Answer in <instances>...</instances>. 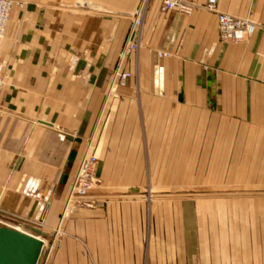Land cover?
Wrapping results in <instances>:
<instances>
[{
	"label": "crops",
	"instance_id": "crops-1",
	"mask_svg": "<svg viewBox=\"0 0 264 264\" xmlns=\"http://www.w3.org/2000/svg\"><path fill=\"white\" fill-rule=\"evenodd\" d=\"M17 1L24 6L14 8L0 38L1 220L34 234L65 217L106 222L100 204L65 205L72 176L87 150L98 157L105 191H131L141 176L156 175L143 167L157 158L144 144L152 142L150 121L158 113L164 119L167 105L264 128V0H219L220 11L259 24L239 43L220 39L207 0H192L199 7L191 15L161 11L162 0H151L135 35L141 46L123 64L132 76L116 89L113 72L140 0ZM120 204L127 214L128 202ZM98 239L92 248L60 249L50 264H264V247L242 242L198 248L190 238L188 248L156 250L111 246L104 242L111 234Z\"/></svg>",
	"mask_w": 264,
	"mask_h": 264
},
{
	"label": "rangeland",
	"instance_id": "rangeland-1",
	"mask_svg": "<svg viewBox=\"0 0 264 264\" xmlns=\"http://www.w3.org/2000/svg\"><path fill=\"white\" fill-rule=\"evenodd\" d=\"M165 108L164 119L154 114L152 142L144 144L150 152L154 148L157 158L144 160L143 167L156 175L141 176L126 192L105 191L99 180L96 196L94 190L88 196L91 205L74 206L100 204L106 222L96 216L80 223L65 217L53 231L42 227L47 234H35L44 240L38 264H50L62 248L99 246L100 234H111L104 242L125 248H188L190 238L198 248L219 249L233 242L264 247V128L227 122L216 112ZM123 201L129 204L127 214L119 207ZM234 230L241 233L234 236Z\"/></svg>",
	"mask_w": 264,
	"mask_h": 264
},
{
	"label": "built area",
	"instance_id": "built-area-1",
	"mask_svg": "<svg viewBox=\"0 0 264 264\" xmlns=\"http://www.w3.org/2000/svg\"><path fill=\"white\" fill-rule=\"evenodd\" d=\"M150 0H140L138 7L132 14L133 26L122 47L118 63L114 69L111 88L128 84L132 73L123 67L124 61L129 53L139 49L140 40L135 37L138 34L137 28L143 24ZM219 0H207L204 8L217 17V27L220 39L224 42L239 43L251 38L257 31L259 24L248 17H240L230 12H223L218 9ZM23 7L24 2L16 0H0V37L6 34L7 25L12 17L14 8ZM199 5L192 0H162L161 11L174 10L184 15H191ZM159 56H166L167 53L158 51ZM5 61L0 57V95L5 83ZM91 149V145L88 146ZM98 157L87 150L82 157L75 174L72 176L69 191L66 196L65 205L89 206L92 202L85 200L86 197L96 188L99 183L97 175ZM7 225V222L3 223ZM20 226H23L19 224ZM24 227V226H23Z\"/></svg>",
	"mask_w": 264,
	"mask_h": 264
},
{
	"label": "water",
	"instance_id": "water-1",
	"mask_svg": "<svg viewBox=\"0 0 264 264\" xmlns=\"http://www.w3.org/2000/svg\"><path fill=\"white\" fill-rule=\"evenodd\" d=\"M33 231L46 235L38 228ZM43 243L17 229L0 225V264H38Z\"/></svg>",
	"mask_w": 264,
	"mask_h": 264
},
{
	"label": "bare ground",
	"instance_id": "bare-ground-1",
	"mask_svg": "<svg viewBox=\"0 0 264 264\" xmlns=\"http://www.w3.org/2000/svg\"><path fill=\"white\" fill-rule=\"evenodd\" d=\"M4 37H5V35H4ZM4 37H0V38H4ZM2 223H4V222H2ZM12 224H7L6 226H8V227H11V228H13V229H17V230H19V231H21V232H23V233H26V234H28V235H30V236H32V237H35L36 239H38V240H40L41 242L42 241H44V240H42V238H40L39 236H37V235H35V234H33V233H30V232H28V231H25L23 228H21V226L20 227H12L11 226ZM15 226V225H14ZM33 230V229H32ZM36 233V232H35ZM38 234V233H37ZM38 235H40V234H38ZM43 243V242H42ZM44 246V243H43V245H42V247ZM43 250V249H42Z\"/></svg>",
	"mask_w": 264,
	"mask_h": 264
}]
</instances>
